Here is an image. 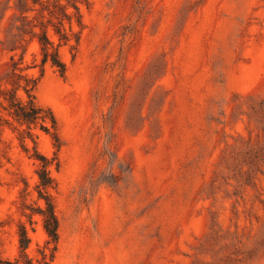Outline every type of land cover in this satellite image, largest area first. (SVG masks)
<instances>
[{"label":"rangeland","instance_id":"obj_1","mask_svg":"<svg viewBox=\"0 0 264 264\" xmlns=\"http://www.w3.org/2000/svg\"><path fill=\"white\" fill-rule=\"evenodd\" d=\"M80 6L79 43L60 47L65 74L46 64L36 88L62 140L50 264H264V0ZM17 15L14 0H0V83L9 52L20 51L13 44L26 47L25 62L39 59L36 38H18ZM38 148L55 153L44 132ZM35 168L5 127L8 257L17 251L19 190L26 179L34 197ZM36 227L31 250L45 238Z\"/></svg>","mask_w":264,"mask_h":264},{"label":"trees","instance_id":"obj_2","mask_svg":"<svg viewBox=\"0 0 264 264\" xmlns=\"http://www.w3.org/2000/svg\"><path fill=\"white\" fill-rule=\"evenodd\" d=\"M80 3L88 4V0H14L19 21L17 36L20 40L36 38L39 59L27 63L24 60L26 47L22 43L10 47L16 51L21 46L19 52H9L5 82L0 83V132L8 127L15 134L21 148L36 163L37 181L33 186L34 197L29 200V183L23 179L18 195L17 251L13 257L5 256L0 244V264H50L58 249L59 218L55 203L58 182L52 168L59 166L57 151L62 140L57 117L51 107L38 102L36 88L46 64L54 67L60 75L65 74L66 64L61 58L60 47L69 45L75 49L79 43L84 27ZM74 25L78 28L75 29ZM49 30L56 40L50 36ZM35 67L39 70L38 75L30 72ZM39 132L50 135L55 147L53 156L39 150ZM28 141L32 142L31 147ZM37 224L45 238L31 250L30 232L36 230ZM3 225L0 220V231Z\"/></svg>","mask_w":264,"mask_h":264}]
</instances>
